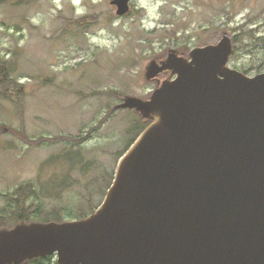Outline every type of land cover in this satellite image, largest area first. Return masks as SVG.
<instances>
[{
	"label": "water",
	"instance_id": "obj_1",
	"mask_svg": "<svg viewBox=\"0 0 264 264\" xmlns=\"http://www.w3.org/2000/svg\"><path fill=\"white\" fill-rule=\"evenodd\" d=\"M131 0H111L116 15ZM232 41L170 51L148 100L149 121L119 159L100 206L84 219L0 229V264H264V73L228 67Z\"/></svg>",
	"mask_w": 264,
	"mask_h": 264
},
{
	"label": "rangeland",
	"instance_id": "obj_2",
	"mask_svg": "<svg viewBox=\"0 0 264 264\" xmlns=\"http://www.w3.org/2000/svg\"><path fill=\"white\" fill-rule=\"evenodd\" d=\"M110 1L0 4V61L22 88L16 102L0 88V209L32 182L45 209L78 216L83 183L101 176L99 192L102 175L115 171L138 136L141 116L118 105L127 96L148 100L173 78L149 79L152 62L170 51L189 59L225 35L232 41L248 21L264 38V0H131L123 16ZM228 67L264 73V44L232 52Z\"/></svg>",
	"mask_w": 264,
	"mask_h": 264
},
{
	"label": "trees",
	"instance_id": "obj_3",
	"mask_svg": "<svg viewBox=\"0 0 264 264\" xmlns=\"http://www.w3.org/2000/svg\"><path fill=\"white\" fill-rule=\"evenodd\" d=\"M12 1L13 0H0V4H5L7 2ZM252 24V21H248L247 23H243L236 27V29H234L235 35L232 38L233 52H237L240 47L248 48L249 46L255 47L257 44H264V38L256 37V30L253 28H248V26ZM0 88L2 89L1 95L4 98L10 99L14 102L20 100L22 88L20 85H17V83L12 80L11 77H9L7 73V68L1 61ZM142 119L143 118L140 117V127L138 135L149 124V121L143 119V122ZM114 172L115 171H113L108 177H104L101 174L103 180L101 184L102 187L101 190L97 193L96 183L98 182L97 180H99L101 176H99V178L95 181H89V185H85V183H83L86 187V193L82 195L84 199V204H82L85 205V208H83V210H80V212L77 214L78 216L76 217H73L71 213H68L69 209H66V207L63 206H56L51 209H45L43 203L39 200V195H41V193H39V191L36 189L34 183L29 182L20 185L15 189L13 193L6 196V198H8L6 199L7 204L4 208L0 209V229H11L15 225H18L20 223H32L37 221L42 223H48L84 219L88 215L92 214L102 203L104 196L113 181ZM64 215H66L67 217ZM23 264L57 263L55 262L54 256H46L32 259L30 261L24 262Z\"/></svg>",
	"mask_w": 264,
	"mask_h": 264
}]
</instances>
